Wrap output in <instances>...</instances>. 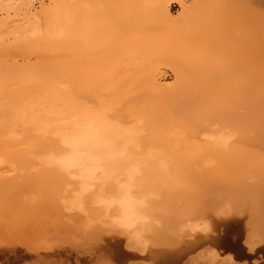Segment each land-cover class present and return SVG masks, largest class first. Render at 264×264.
<instances>
[{
    "label": "rangeland",
    "instance_id": "obj_1",
    "mask_svg": "<svg viewBox=\"0 0 264 264\" xmlns=\"http://www.w3.org/2000/svg\"><path fill=\"white\" fill-rule=\"evenodd\" d=\"M30 2L0 3V264L264 260V0Z\"/></svg>",
    "mask_w": 264,
    "mask_h": 264
},
{
    "label": "bare ground",
    "instance_id": "obj_2",
    "mask_svg": "<svg viewBox=\"0 0 264 264\" xmlns=\"http://www.w3.org/2000/svg\"><path fill=\"white\" fill-rule=\"evenodd\" d=\"M178 1H179V5H181V8H182L183 13L185 12V14H186L187 11L190 10L189 7H191V6H188L187 4H184V2H183L182 0H177V2H178ZM1 2H3V4H4V2H7V5H8V3L11 4V5H12V4L14 5V3H15V5H14L15 7H17V6H16V3H17V4L20 5L21 9H22V7H23V6H21V5H23V4H24V6H25V4H26V6H27V4H28V5H29V6H28L29 8H30V5H31L30 0H0V3H1ZM33 2H34V1H33ZM206 2H207V0H206ZM29 3H30V4H29ZM192 3H194V4L192 5V7L195 6L194 9H195V8H196V9H197V8L200 9V6H202L201 4H203V0H202V2H201L200 0H195V1L192 2ZM3 4H0V8H2L3 6L6 5V3H5V5H3ZM1 5H2V6H1ZM11 5H8V7L10 6V8H11V7L13 8V5H12V6H11ZM26 6H25V8H26ZM31 6H32V5H31ZM33 6H34V5H33ZM5 7H7V6H5ZM15 7H14V8H15ZM28 7H27V8H28ZM192 7H191V8H192ZM202 7H203V6H202ZM23 9H24V8H23ZM192 9H193V8H192ZM192 9L190 10L191 13L189 12L190 14H193L192 12H194V9H193V11H192ZM196 9H195V11H196ZM167 12H168V11H167ZM195 13H196V12H195ZM192 16H194V15H192ZM259 51H260V50H259ZM260 53H261V52H260ZM256 55H257V53H256ZM261 55H262V53L260 54V56H261ZM256 57H258V56H256ZM252 59H253V58H252ZM254 60H255V59H254ZM254 60H253V61H254ZM253 63H254V62H252V63L250 62V65H252ZM257 63L259 64L258 61L255 62L254 64L257 65ZM251 68L254 69L253 66H251ZM251 68H250V69H251ZM252 69H251V70H252ZM257 69H260V66H259V68H258V66H257ZM252 71H253V70H252ZM257 71H259V70H257ZM241 99H242V98H241ZM243 103H244V109H245V120H246V121L249 120L250 117H254L253 115L256 114V113L254 114V110H253V108L255 109V106H256V107H261V108L264 107V72H259V74H257V75H252L251 77H249V80H247L246 85H245V89H244V91H243ZM255 112H256V111H255ZM260 112H261V111H260ZM262 113H264V112H262ZM255 116H256V115H255ZM257 116H259V113H258ZM254 118H255V117H254ZM254 118H253V120H254V122H255V119H256V118H255V119H254ZM243 119H244V118H243ZM251 119H252V118H251ZM260 119H261V118H260ZM256 120H258V118H257ZM260 121H264V120H260ZM244 123H245V122H244ZM246 123H249V121H247ZM255 123H256V122H255ZM255 123H254V124H255ZM249 124L252 125L251 122H250ZM256 125H257V124H256ZM262 125H264V124H261V126H262ZM243 126H244V125H243ZM249 126H250V125H249ZM252 127H253V126H252ZM259 127H260V126H258V128H259ZM253 128H254V127H253ZM256 128H257V126H256ZM260 128H261V127H260ZM244 129H245V128H244ZM251 129H252V128H251ZM245 130H246V129H245ZM248 130H249V129H248ZM248 130H247V131H248ZM260 130H261V129H260ZM252 131H253V129H252ZM258 131H259V130H257V132H258ZM255 132H256V129H255ZM255 132L253 133V136H254V137H255V135H254ZM250 133H251V132H250ZM259 133H262V132H259ZM248 134H249V133H248ZM248 134L245 135V136L248 137ZM262 134H264V133H262ZM250 136H251V134H250ZM247 137H246V138H247ZM257 137H258V136H257ZM252 138H253V137H252ZM261 138H262V137H261ZM261 138H259V139H261ZM240 139H241V138H240ZM248 139H249V137L247 138V140H248ZM247 140H245V141H247ZM253 140H257V138H255V139L253 138ZM249 141H250V139H249ZM251 141H252V140H251ZM258 141H259V140H258ZM258 141H254V142H258ZM262 141H264V140H262ZM239 144H240V143H239ZM259 144H260V143H259ZM242 145H244V144H242ZM258 146H259V145H258ZM239 147H240V146H239ZM239 147H236V148H239ZM260 147H261V146H260ZM191 149H192V148H191ZM194 149H195V148H194ZM230 149H232V148H230ZM257 149H259V148H257ZM257 149L255 150V147H254V150H255V151H257ZM262 149H264V148H262ZM216 150H217V149H216ZM233 150H234V149H233ZM233 150H232V151H233ZM229 151H230V150H229ZM229 151H228V152H229ZM236 151H237V150H236ZM189 152H190V151H189ZM189 152H188V153H189ZM203 152L205 153L206 151L203 150ZM210 152H211V151H210ZM215 152H216V151H215ZM242 152H243V151H242ZM249 152H250V151H249ZM252 152H253V151H252ZM191 153H192V151H191ZM207 153H208V152H207ZM246 153H247V152H246ZM258 153H259V151H258ZM260 153H262V151H260ZM205 154H206V153H205ZM234 154H236V153H234ZM252 154H253V153H252ZM256 154H257V153H256ZM262 154H264V153H262ZM262 154H261V155H262ZM190 155H191V154H189V156H190ZM209 155H211V154H209ZM212 155H214V154H212ZM221 155H222V154H221ZM224 155H225V154H224ZM226 155H227V154H226ZM230 155L232 156V154H230ZM238 155H239V154H238ZM219 156H220V155H219ZM219 156H218V154H217V155L215 156L214 159H217V157H218V158L221 157V156H220V157H219ZM239 156L241 157V155H239ZM190 157H191V156H190ZM205 157H206V156H205ZM205 157H204V158H205ZM212 157H213V156H212ZM222 157H223V156H222ZM227 157H228V156H227ZM240 157H239V158H240ZM204 158H203V159H204ZM210 158H211V157H210ZM225 158H226V157H225ZM229 158H230V160H231V157H229ZM235 158H237V157L235 156ZM235 158H234V159H235ZM256 158H257V157H256ZM192 159H193V158H192ZM198 159H199V158H198ZM201 159H202V158H201ZM203 159H202V160H203ZM220 159H221V158H220ZM220 159H219V160H220ZM223 159H224V158H223ZM207 160H208V159H206V161H205L206 163H203L204 165L207 164V162H208ZM195 161H196V162H194L193 165H194L195 163H197V165L201 164V163L198 164V162H197L198 160H197V159H196ZM199 161H200V160H199ZM211 161H214V160L211 159ZM217 161H218V159H217ZM233 161L236 162V160H233ZM238 161L241 162V160H238ZM248 161H249V160H248ZM200 162H201V161H200ZM224 162H225V161H224ZM240 162H239V163H240ZM246 162H247V161H246ZM213 163H214V162H212V163L210 164V162H209L208 164H209V166H211ZM217 163H218V164L220 163V165H219L220 167H223V166H226V165L230 164V163H228L227 161H226L225 163H223V161H220V162L218 161ZM227 163H228V164H227ZM260 163H262V162H260ZM208 164H207V165H208ZM215 164H216V163H215ZM215 164H214V165H215ZM222 164H225V165L221 166ZM231 164H234V163H231ZM256 164H257V163H256ZM214 165H213V167H214ZM239 165H240V164H239ZM195 166H196V164L194 165V167H195ZM205 166H206V165H205ZM219 166H218L217 168H219ZM240 166H241V165H240ZM254 166H255V164H254ZM258 166H259L260 168H259ZM261 166H262V167H261ZM192 167H193V166H192ZM213 167H210V168L213 169ZM190 168H191V167H190ZM197 168H198V167H197ZM215 168H216V167H215ZM223 168H225V167H223ZM232 168H235V164H234V167L228 165L224 170H222V168H221V170H222L223 172H222L220 169H217V170H218V171L220 170L221 172H220V171H219V172H218V171L216 172L215 169H214V171H212V169H209V167H208L207 169L210 170V171L207 172L208 174L205 173V176L207 177V179H211V178L214 179V178H215V179L218 180L219 178L222 179L223 177L226 179V177H225L226 174H227V175L230 174V175H232V176H233V174H235V173H232V171H233ZM238 168L240 169L239 166H238ZM241 168H242V170H240L241 172L239 171V173H238L237 175L243 174L242 171H244L245 169H243V167H241ZM248 168H249V167H248ZM258 168H259V169H258ZM201 169H202V168H201ZM239 169H238V170H239ZM253 169H256V170L258 169V171L261 170L260 172H257L256 170H252L253 172L255 171L256 173H258V176H257L256 178H254V177H255L257 174H256V173H253V172H251V173H252V174H255V176L253 175V176L249 177V176L251 175V173H250V175H249L248 173H245L247 177L244 175L245 177L243 176V178H245L244 180H246V178H248V177H249V179L251 178V180H250L251 183H252V181L254 182V181H256L257 179H258V180H261V183H259L260 185H259V186L256 185V186L260 187V193H261V190H262V193H264V184H262V182H264V165H262V164H261V165H260V164L258 165V164H257V167H255V168H253ZM194 170H196V169H194ZM199 170H200V169H199ZM225 170H226V171H225ZM247 170H248V169H247ZM184 171H185V170H184ZM192 171H193V170H192ZM196 171L199 172L198 170H196ZM204 171L206 172L207 170H204ZM182 172H183V171H182ZM189 172H191V171H189ZM209 172H210V173H209ZM224 172H225V173H224ZM236 172H237V171H236ZM244 172H245V171H244ZM246 172H247V171H246ZM249 172H250V171H249ZM184 173H185V172H184ZM179 174H180V173H179ZM201 174H204V173L201 172ZM247 174H248L249 176H248ZM259 174H260V175H259ZM151 175H152V174H151ZM154 175H155V174H154ZM156 175H157V174H156ZM160 175H161V174H160ZM194 175H195V174H194ZM196 175H198V174H196ZM189 176H191V175H189ZM200 176H202V175L199 174V175H198V178H199ZM205 176H204V177H205ZM222 176H223V177H222ZM232 176H230V177L227 176V177H228L227 179H231ZM58 177H59V176H58ZM58 177L54 176V180L57 181V180L59 179ZM233 177H235V175H234ZM252 177H253V179H252ZM33 178H34V177H33ZM152 178H153V176H152ZM237 178H238V177H237ZM177 179H178V178H177ZM189 179L191 180L192 177L189 178ZM193 179L195 180L194 177H193ZM201 179H204L203 182H205V179H206V178H203V177H202ZM225 179H224V180L222 179V180L225 181ZM240 179L242 180V177H240ZM146 180H147V179H146ZM148 180H149V179H148ZM153 180H154V179H153ZM169 180H170V179H169ZM194 180H193V181H194ZM196 180H198V179H196ZM196 180H195V181H196ZM217 180H216V181H217ZM219 180H220V179H219ZM222 180H220V181H222ZM233 180H234V179H233ZM238 180H239V179H238ZM241 180H239V181H241ZM247 180H248V179H247ZM258 180H257V181H258ZM165 181H166V180H165ZM170 181H171V180H170ZM185 181L188 182L189 180H185ZM206 181H207V180H206ZM211 181H212V180H211ZM211 181H210V182H211ZM216 181L214 180V181H212V182L216 183ZM228 181H229V180H228ZM231 181H232V180H231ZM234 181H235V180H234ZM239 181H238V182H239ZM242 181H243V180H242ZM242 181H241V182H242ZM34 182H35V180H34ZM146 182H147V181H146ZM150 182H151V181H150ZM159 182H160V181H159ZM167 182H168V181H167ZM176 182H177V181H176ZM190 182H191V181H190ZM190 182H189V183H190ZM196 182H197V181H196ZM196 182H195V183H196ZM203 182H202V183H203ZM217 182H218V181H217ZM235 182H237V181H235ZM248 182H249V181H248ZM258 182H259V181H258ZM154 183H155V182H154ZM182 183H184V182H182ZM191 183H192V182H191ZM195 183H194V184H195ZM202 183H199V181H198V184H202ZM219 183H221V182H219ZM232 183H233V182H232ZM150 184H151V183H150ZM150 184H149V185H150ZM165 184H166V183H165ZM194 184H193V185H194ZM216 184H217V183H216ZM216 184H215V185H216ZM238 184H239V183H238ZM238 184H237V185H238ZM240 184L242 185V183H240ZM243 184H244V183H243ZM245 184H246V183H245ZM261 184H262V185H261ZM186 185L188 186L187 183H186ZM220 185H221V184H220ZM226 185H227V184H226ZM226 185H225V186H226ZM254 185H255V184H254ZM254 185H253V186H254ZM147 186H148V185H147ZM151 186H153V185H151ZM157 186H158V185H157ZM205 186H206V185H205ZM242 186H243V185H242ZM250 186H252V185H250ZM256 186H255V187H256ZM159 187H160V186H159ZM166 187H167V186H166ZM166 187H165V188H166ZM203 187H204V186H203ZM213 187H214V186H213ZM215 187H216V186H215ZM235 187H236V186H235ZM238 187H239V186H238ZM238 187H237V188H238ZM148 188H149V187H148ZM150 188H151V187H150ZM152 188H153V187H152ZM178 188H179V186H178ZM178 188H177V189H178ZM194 188H195V187H194ZM194 188H189L188 190H191L192 192H195V191H197L200 187H196L195 189H197V188H198V189L195 190V191L192 190V189H194ZM230 188H232V186H231ZM233 188H234V187H233ZM155 189H156V188H155ZM183 189H184V188H183ZM203 189H204V188H203ZM245 189H246V188H245ZM245 189H244V190H245ZM254 189H255V188H254ZM257 189H258V188H257ZM153 190H154V188H153ZM153 190H150V192L153 191ZM159 190H161V189H159ZM174 190H175V189H174ZM178 190H179V189H178ZM185 190L188 191L187 188H186ZM201 190H202V189H199V191H197V193L200 194L199 192H201ZM222 190H223V189H222ZM231 190H233V189H231ZM236 190H237V189H236ZM244 190H243V191H244ZM246 190H247V189H246ZM250 190H251V189H250ZM155 191H156V190H155ZM157 191H158V190H157ZM162 191H163V190H162ZM162 191H161V192H162ZM181 191H182V190H181ZM202 191H203V190H202ZM233 191H234V190H233ZM253 191H255V190H253ZM177 192H179V191H177ZM177 192H176V193H177ZM234 192H235V191H234ZM234 192H233V193H234ZM244 192H245V191H244ZM244 192H243V193H244ZM247 192H248V191H247ZM151 193H152V192H151ZM159 193H160V192H159ZM181 193H182V192H181ZM237 193H238V191H237ZM241 193H242V192H241ZM162 194H163V193H162ZM173 194H174V193H173ZM193 194H194V193H193ZM222 194H223V193H222ZM160 195H161V194H160ZM176 195H178V194H176ZM224 195H225V194H224ZM224 195H223V196H224ZM255 195H256V194H255ZM257 195H259V193H258ZM171 196H172V195H171ZM178 197H179V196H178ZM226 197H227V196H226ZM172 198H173V197H172ZM167 199H168V195H167ZM194 199H195V198H194ZM230 199H231V198H230ZM259 199H261V198H259ZM163 200H165V199H163ZM170 200H171V198H170ZM221 200H222V199H221ZM226 200H227V199H226ZM226 200H225V201H226ZM228 200H229V199H228ZM168 202H169V201H168ZM168 202H166V203H168ZM230 203H231V202H230ZM226 204H228V201L226 202ZM226 204L224 203V206H225ZM250 206H251V205H250ZM240 207H241V206H240ZM261 207H262V206H261ZM223 208H224V207H223ZM225 208H227V207H225ZM220 209H221V208H220ZM229 209H231V208H229ZM222 210H223V209H222ZM226 211L229 212V210H227V209H226ZM226 211L223 210V212H221V213H223V214H224V213H227ZM240 213H241V212H240ZM249 213H250V212H249ZM229 214H230V213H229ZM241 214H242V213H241ZM239 215H240V214H239ZM223 216H224V215H223ZM254 216H255V215H254ZM247 217H248V216H247ZM252 217H253V215H252ZM255 217H256V216H255ZM248 218H249V217H248ZM256 218H257V217H256ZM254 221H255V219H254ZM246 222H247V221H246ZM250 223H251V222H250ZM259 223H260V222H259ZM248 224H249V222H248ZM253 224H255V223H253ZM222 225H223V224H222ZM246 226H247V225H246ZM220 228H221V227H220ZM258 229H259V227H258ZM220 230H221V229H220ZM222 230H223V229H222ZM248 231H249V230H248ZM251 231H252V230H251ZM251 231H250V232H251ZM262 231H264V230H262ZM212 233H213V232H212ZM255 233H256V232H255ZM257 233H258V232H257ZM257 233H256V235H257ZM250 234H251V233H250ZM215 235H216V234H215ZM225 236H229L227 232L224 233L223 236L218 235L216 240H217L219 243H221L222 241H224V240L226 239ZM246 236H247V235H246ZM246 236H245V237H246ZM249 236H250V235H248V238H249ZM210 237H211V236H210ZM250 237H251V236H250ZM257 237H258V236H257ZM257 237H256V238H257ZM261 237H262V236H261ZM211 238H212V237H211ZM248 238L246 237V238H245L246 240H244V241H245V242H246V241L249 242V241L247 240ZM262 238H264V237H262ZM212 239H213V238H212ZM234 239H235V238H234ZM214 240H215V239H214ZM214 240H213V241H214ZM216 240H215V241H216ZM249 240H252V239L250 238ZM257 240H258V239H257ZM245 242H244V243H245ZM252 242H257V241H252ZM259 242H260V241H259ZM249 243H250V242H249ZM252 244H253V243H252ZM252 244H251V246H252ZM260 244H261V243H260ZM254 245H255V244H254ZM255 247H256V246H255ZM250 248H251V247H250ZM252 249L254 250V248H252ZM175 251H176V250H175ZM173 253H174V251H173ZM173 253H172V254H173ZM177 254H180V253L178 252ZM177 254H176V255H177ZM260 254H261V253H260ZM173 255H175V254H173ZM176 255H175V256H176ZM259 259H260V258H259ZM256 260H257V259H256ZM259 261H260V260H259ZM257 262H258V260H257Z\"/></svg>",
    "mask_w": 264,
    "mask_h": 264
},
{
    "label": "water",
    "instance_id": "obj_3",
    "mask_svg": "<svg viewBox=\"0 0 264 264\" xmlns=\"http://www.w3.org/2000/svg\"><path fill=\"white\" fill-rule=\"evenodd\" d=\"M225 240L221 242L225 247L233 249L239 257H248L251 258L249 254H247L241 244L238 241H233L229 236H225ZM259 264H264V260L260 261Z\"/></svg>",
    "mask_w": 264,
    "mask_h": 264
}]
</instances>
